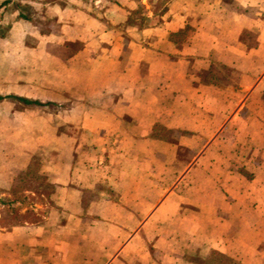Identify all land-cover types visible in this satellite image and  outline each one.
I'll return each mask as SVG.
<instances>
[{
    "label": "crops",
    "instance_id": "obj_1",
    "mask_svg": "<svg viewBox=\"0 0 264 264\" xmlns=\"http://www.w3.org/2000/svg\"><path fill=\"white\" fill-rule=\"evenodd\" d=\"M0 25V196L43 197L0 210V264H264V0H0ZM15 97L67 104L49 158Z\"/></svg>",
    "mask_w": 264,
    "mask_h": 264
},
{
    "label": "rangeland",
    "instance_id": "obj_2",
    "mask_svg": "<svg viewBox=\"0 0 264 264\" xmlns=\"http://www.w3.org/2000/svg\"><path fill=\"white\" fill-rule=\"evenodd\" d=\"M3 31L4 27L0 25V34ZM42 103H44L45 105L40 107L25 106V115L19 117V126L16 125L14 132L9 134L10 138H14L19 141L33 140L37 143H40L41 150L38 154H36V163L43 160L44 157L45 159L49 158V154L52 151L50 146L51 142L54 141L53 139L55 137V134H61L65 132L63 112L67 107V104L61 103L59 105H51L45 99H42ZM4 134H6V132L0 130V138ZM177 134L179 133H175L173 135L171 131L168 132V136H174V139ZM195 153L194 150L190 149L180 150V155L186 159H192ZM41 181V191L48 193L51 190L50 185L48 183H45V181L43 180ZM185 182L187 183V180ZM27 184L28 183L24 181L23 185ZM29 186H33V183L30 181ZM17 200L23 201L25 202V204H32V200L42 201L43 197L36 198V196H20L18 193H13L10 196H0V204L4 203V208H0V210L2 211V217L7 224H13L20 219V214L17 211L19 207L16 205Z\"/></svg>",
    "mask_w": 264,
    "mask_h": 264
},
{
    "label": "trees",
    "instance_id": "obj_3",
    "mask_svg": "<svg viewBox=\"0 0 264 264\" xmlns=\"http://www.w3.org/2000/svg\"><path fill=\"white\" fill-rule=\"evenodd\" d=\"M3 98H4V96H1L0 95V99H3ZM15 98H17L18 100L22 101L25 104H31V103H33V104H36V105H39V106H44L45 105L44 103H42V102H40L38 100L30 101V100H27V99L22 98V97H15Z\"/></svg>",
    "mask_w": 264,
    "mask_h": 264
}]
</instances>
